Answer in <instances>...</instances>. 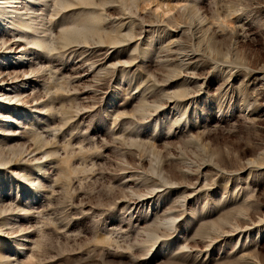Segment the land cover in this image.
<instances>
[{"label": "rangeland", "instance_id": "rangeland-1", "mask_svg": "<svg viewBox=\"0 0 264 264\" xmlns=\"http://www.w3.org/2000/svg\"><path fill=\"white\" fill-rule=\"evenodd\" d=\"M0 264H264V0H0Z\"/></svg>", "mask_w": 264, "mask_h": 264}]
</instances>
